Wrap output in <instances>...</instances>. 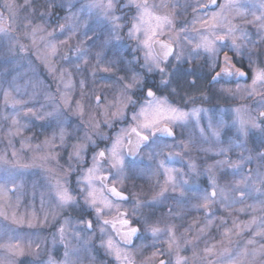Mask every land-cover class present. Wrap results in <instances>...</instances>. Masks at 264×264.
Returning <instances> with one entry per match:
<instances>
[{"label":"clouds","instance_id":"clouds-1","mask_svg":"<svg viewBox=\"0 0 264 264\" xmlns=\"http://www.w3.org/2000/svg\"><path fill=\"white\" fill-rule=\"evenodd\" d=\"M258 69L264 0H0V264H264Z\"/></svg>","mask_w":264,"mask_h":264},{"label":"snow or ice","instance_id":"snow-or-ice-1","mask_svg":"<svg viewBox=\"0 0 264 264\" xmlns=\"http://www.w3.org/2000/svg\"><path fill=\"white\" fill-rule=\"evenodd\" d=\"M225 71H228V69H225ZM255 81H264V69H258L255 73V78H254V82ZM170 131V130H169ZM61 198L65 199L66 196L65 194H61ZM122 223H126V222H122ZM111 242H109V246H110ZM116 257L118 260L121 259V255L119 250H116ZM177 264H182V261L178 260Z\"/></svg>","mask_w":264,"mask_h":264}]
</instances>
